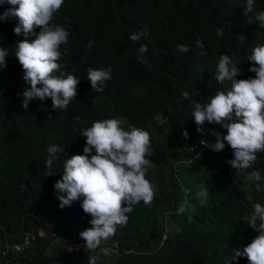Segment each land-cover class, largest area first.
Listing matches in <instances>:
<instances>
[{
	"label": "trees",
	"instance_id": "16d2710c",
	"mask_svg": "<svg viewBox=\"0 0 264 264\" xmlns=\"http://www.w3.org/2000/svg\"><path fill=\"white\" fill-rule=\"evenodd\" d=\"M232 1L245 8V0ZM87 5L86 0H66L61 12L53 14V24L61 25L69 33L67 43L60 45L58 63L65 75L77 78H84L91 66L104 68L98 63L95 46L87 48V42L94 39L92 25L82 21L85 17L80 6ZM8 7L6 3L0 6V12ZM154 13H157L155 43L161 64L153 67V74L146 77L147 83L139 87L126 77L124 62L117 65L113 78L100 93H89L86 98L79 81L74 98L78 120L52 128L43 122L40 130L41 115L37 111L31 113L30 123L22 128L16 127L11 119L13 99L2 92V84L20 80L18 75L23 77V69L14 58V47L24 37L13 33L15 17L0 22V48L8 50L5 67L15 66L18 70L9 67L0 72V245L9 241L0 246V264H88V259L77 252L67 253L62 247L72 236L91 227V217L83 212L80 199L70 206L58 207V192L53 185L62 176L63 161L82 154L83 148L68 143L73 139L76 123L83 128L102 119L93 110L108 103L116 105L122 90L130 92L135 106L118 118L126 119V130L131 125L149 133L151 154L146 159L155 171L147 166L145 178L153 186L154 195L149 203L152 208H145L142 201L134 205L127 214V222L118 225L109 237L108 240L117 241L119 251L117 261L111 264H248L246 257L231 259L235 249H242L257 235L246 220L255 203L264 204V191H257L256 181L247 177L253 168L236 171L226 163L233 158L227 144L219 152L209 148L215 142V133L224 135L226 129L205 121L198 132L192 110L193 101L204 104L217 90L230 89L229 81L217 82L214 78L221 54L233 55L239 63L241 75L237 80L254 76L248 71L250 62L245 58L253 47L264 44V26L251 22L243 42L230 41L227 47L230 50L223 51L226 48L220 45L210 46L228 37L224 22L209 21L197 26L188 22L184 13L173 11L169 1H164ZM113 18L118 20L116 10ZM33 31L38 32L39 28ZM33 38L28 37L29 41ZM197 40L203 48L196 46ZM177 44L188 45L189 52L179 53ZM79 48L85 52L81 60L84 75L74 61ZM108 58L111 61V56ZM184 91L189 93L187 99L181 96ZM162 115L166 121L158 125L156 119ZM184 130L187 138L182 135ZM52 144L60 145L63 151L46 168V149ZM192 146L199 147L192 151ZM252 167L261 170L264 176V150L256 153ZM165 170L169 171L168 176ZM234 172L238 174L233 175ZM202 188L208 190L206 198L197 195ZM185 198L186 211L177 214L176 208ZM31 221L38 225L36 232L30 226ZM55 228H60L61 235L54 232ZM29 240L32 243L23 252L2 257L1 252L8 244H26ZM96 264L108 263L101 257Z\"/></svg>",
	"mask_w": 264,
	"mask_h": 264
},
{
	"label": "clouds",
	"instance_id": "9594fccd",
	"mask_svg": "<svg viewBox=\"0 0 264 264\" xmlns=\"http://www.w3.org/2000/svg\"><path fill=\"white\" fill-rule=\"evenodd\" d=\"M164 1H169L173 11L184 13L187 21L197 23V26L209 21L224 22L228 37L210 46L220 45L226 48L223 51L230 50L227 49L230 41L240 39L243 42L251 22L264 26V0H245V8L232 0H144L143 3L137 0H86L87 7L80 6L85 17L82 21L92 25L94 35V39L87 42V48L95 46L98 63L104 68L91 66L84 75L81 60L85 58V52L79 48L74 61L84 78H77L72 74L65 75L58 63L60 45L67 43L69 33L61 25L53 24V14L61 12L66 0H0V6L5 3L10 6L0 12V22L15 17L17 23L13 33L24 37L14 47V58L23 69V77L17 74L20 80L2 84V92L13 99L11 119L15 126L25 127L35 111L41 115L39 130L43 122L52 128L77 121L74 98L79 81L86 91V98L89 93H100L113 78L117 65L123 62L126 77L133 79L139 87L146 84V77L154 72L153 67L161 64L155 43L157 13L154 12ZM114 10L118 12V20L113 18ZM36 27L38 32L33 31ZM29 36L34 38L29 41ZM196 46L203 48L199 40ZM176 48L182 54L190 50L188 45L182 44H177ZM7 56L8 50L0 48V72L9 67L18 71L15 66L5 67ZM232 57L221 54L214 75L217 82L229 81L230 89L226 92L217 90L204 104L193 101L192 119L198 132L202 131L200 126L205 121L218 123L226 129L224 135L215 133V142L210 143L209 148L219 152L227 144L232 149L233 158L226 163L236 171L253 168L247 172V177L256 181L257 191H264V176L261 170L252 167L256 153L264 150V44L253 47L245 58L250 62L248 71L254 73L247 79H236L241 70ZM188 95L187 91L181 93L184 99ZM134 106L130 92L122 90L116 105L108 103L106 107L93 110L102 119L83 128L76 123L73 139L68 143L71 147L83 148L82 154L63 161L62 176L53 185L58 192V207L70 206L72 201L80 199L83 212L91 217V227L75 234L62 247L67 253L77 252L88 259V264H96L101 257L108 264L116 262L119 254L117 241L108 240L109 237L118 225L127 222V214L133 211L134 205L142 201L145 208L153 207L149 203L154 189L145 178L147 166L153 168L151 161L146 159L151 154L149 133L131 125L126 130V119L118 118L122 112L127 115ZM182 135L187 138V130ZM198 147L192 146L191 150L196 151ZM46 151L47 168L63 149L52 144ZM236 174L238 172L233 173ZM197 195L206 198L207 188H202ZM186 203L187 198L176 208L177 214L186 211ZM200 203L203 204L204 200ZM246 221L257 235L242 249H235L231 261L246 257L248 264H264V204L255 203ZM169 229L173 230L172 227ZM8 242L2 241L1 245ZM31 243L29 240L26 244H8L1 255L19 254Z\"/></svg>",
	"mask_w": 264,
	"mask_h": 264
},
{
	"label": "rangeland",
	"instance_id": "374dc122",
	"mask_svg": "<svg viewBox=\"0 0 264 264\" xmlns=\"http://www.w3.org/2000/svg\"><path fill=\"white\" fill-rule=\"evenodd\" d=\"M165 122V118L164 117H158V120H157V123H158V125H162L163 123ZM150 170H154L152 167H150ZM155 171V170H154ZM164 174L165 175H169V171H167V170H165L164 171ZM177 177L179 178V174H177ZM154 182H155V179H154ZM193 187V186H192ZM188 192H190V191H188V190H186V193H188ZM172 225H174V224H172ZM30 226L34 229V232H36L37 230H38V225H37V223L35 222V221H31L30 222ZM171 226V225H170ZM54 232L57 234V235H61V231H60V228H55L54 229ZM57 243H60V240H58L57 241ZM66 246V245H65ZM63 249H65V248H63ZM50 252V251H49ZM48 252V253H49ZM111 259V258H110ZM115 258L113 257V260H114Z\"/></svg>",
	"mask_w": 264,
	"mask_h": 264
},
{
	"label": "bare ground",
	"instance_id": "6f19581e",
	"mask_svg": "<svg viewBox=\"0 0 264 264\" xmlns=\"http://www.w3.org/2000/svg\"><path fill=\"white\" fill-rule=\"evenodd\" d=\"M7 33H8V31H7ZM11 34V33H10ZM1 35V34H0ZM3 35H4V33H3ZM9 35V34H8ZM6 36H7V34H6ZM4 37H5V35H4ZM1 38L3 39V37L1 36ZM179 148H181V147H179ZM179 148H177V149H179ZM208 148V147H207ZM190 152V151H189ZM73 237V236H72Z\"/></svg>",
	"mask_w": 264,
	"mask_h": 264
}]
</instances>
